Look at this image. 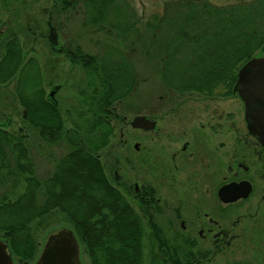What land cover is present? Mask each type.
<instances>
[{"label": "trees", "instance_id": "1", "mask_svg": "<svg viewBox=\"0 0 264 264\" xmlns=\"http://www.w3.org/2000/svg\"><path fill=\"white\" fill-rule=\"evenodd\" d=\"M58 2L60 11L81 10L84 23L110 33L111 43L102 49L98 65L79 47L70 51L71 62L85 69L92 94L91 119L70 128L59 107L47 100L34 58L25 60L16 37L4 43L0 84L15 77L23 120L46 144L64 142L68 150L55 160L51 176L41 180L29 155L28 134L0 129V185L9 187L0 194V233L10 255L30 264L39 252L37 228L60 215L71 224L90 264H143L141 218L111 183L97 153L113 130L105 108L127 96L136 82L125 50L110 44L142 43L141 51L157 63L163 83L176 91L232 95L239 69L264 48V0L226 5L164 0L162 13L144 23V32L127 0ZM151 251L156 264L159 254Z\"/></svg>", "mask_w": 264, "mask_h": 264}, {"label": "flooded vegetation", "instance_id": "2", "mask_svg": "<svg viewBox=\"0 0 264 264\" xmlns=\"http://www.w3.org/2000/svg\"><path fill=\"white\" fill-rule=\"evenodd\" d=\"M51 45L70 60V51ZM34 62L41 74L36 58ZM48 94L47 100L58 106L55 91ZM177 94L161 100L159 116L137 114L154 121L149 129L134 128L129 120L136 140L123 139L122 145L127 148L132 183L125 189L120 177H114L116 188L149 228L142 237L148 264L154 259L151 250L159 254L158 264H198L199 260L245 264L255 220L259 223L257 239L251 241L256 249L252 259L264 264V146L245 118L244 101L238 93L232 94L243 108V124L236 125L231 123L233 111L215 110L231 95ZM105 114L117 117L108 107ZM170 114L174 122H168ZM10 125L9 119H0L1 130L9 131ZM119 135L124 136L122 130ZM229 186L235 188L234 194L243 193L242 187L249 192L225 200L219 191ZM0 240L6 242L2 233Z\"/></svg>", "mask_w": 264, "mask_h": 264}, {"label": "rangeland", "instance_id": "3", "mask_svg": "<svg viewBox=\"0 0 264 264\" xmlns=\"http://www.w3.org/2000/svg\"><path fill=\"white\" fill-rule=\"evenodd\" d=\"M127 1L134 9L135 16L139 21L137 25L141 32L146 31L144 23L153 14H161L163 10L164 0ZM211 1L216 4L226 5L240 0ZM59 4L58 0H0V55L3 54V45L8 39L16 37L19 40L25 60L30 57L38 60L41 71L40 77L46 95L48 96L50 91H55L54 98L58 101V107L64 119V126L70 128L74 125H85L86 119H91L89 112L92 106L89 98L92 95L90 94L91 89L86 86L85 69L81 67V64H74L65 55L57 54V52L52 50L51 40L53 38L49 27L51 25L53 28L58 48L74 51L75 47H79L81 55L96 57V65L99 63L98 57L102 54L99 50L101 49L102 51L107 46V43H111L109 40L112 35L105 30L86 25L81 10L60 11L58 9ZM112 44L109 46L112 47ZM113 45L117 49L125 50L123 57H127L134 66L136 82L127 96L108 106L109 110L114 111L117 117L107 115L113 128L112 134L108 145L97 153L111 183L117 187L114 177L117 179L120 177L121 183L124 184L126 189L128 187L127 184L132 183V180L128 171L129 165L126 162L127 148L123 147L122 142L124 141L123 139H127L128 143L136 140L133 138L134 131L128 123L129 120L140 113L159 116L162 112L161 100L165 97L172 100L178 96L177 93L182 92L169 88L163 83V79L158 72L157 63L154 65L141 51V47L144 46L142 43L136 42L127 46L126 44L118 43ZM131 49H134V51L130 54ZM15 87V77L3 85L0 84V95L4 98V100L0 101V119H9L11 125L7 127V130L16 135L28 134L29 155L33 161L36 176L43 180L53 173L55 160L67 152L68 146L64 142L48 145L40 140L35 133L36 130H32L33 128H30L29 124L23 120V109L16 98ZM99 95L97 93L96 96ZM222 108L233 111L231 123L236 125L243 124L242 103L237 96L231 95L230 98L219 102L215 110L219 111ZM168 117V122L175 121L174 114H170ZM120 130L124 133L123 137L119 135ZM117 158L119 160H116ZM115 169L117 170L116 174H114ZM8 190V186L0 185V194ZM255 221L256 223L251 224L252 230L249 231V237L252 238L251 241L257 239L255 232L259 222ZM145 223L142 222V225L144 226ZM61 228H71L73 230L70 223L64 221L60 215L55 214L41 227L37 228L36 235L39 241V251L46 235L50 231ZM144 228L146 231L149 229L146 226ZM251 241L246 244L247 255L246 262L244 261L245 264H255L252 257L256 255L254 253L256 249ZM79 249L81 261L84 264H90L89 257L84 252L83 246L80 245ZM147 258L148 255L144 248L143 264H148ZM12 259L16 264H29V261L19 263L16 256H12ZM258 259L263 262L261 257ZM216 262L217 264H223L222 261ZM197 263L208 264V261L199 260Z\"/></svg>", "mask_w": 264, "mask_h": 264}, {"label": "water", "instance_id": "4", "mask_svg": "<svg viewBox=\"0 0 264 264\" xmlns=\"http://www.w3.org/2000/svg\"><path fill=\"white\" fill-rule=\"evenodd\" d=\"M50 25V23H49ZM52 33L51 43H56V36ZM55 38V39H54ZM233 92L238 93L245 103V118L251 123V131L264 146V49L258 56L252 57L242 65L237 74ZM154 124L144 115H136L130 125L134 128L149 129ZM243 193H235V188L229 186L220 189L219 195L225 200H234L243 194L246 196L249 188ZM238 190V189H237ZM0 264H14L8 253L7 245L0 241ZM33 264H83L79 257V244L72 229H56L47 234L44 245L37 260Z\"/></svg>", "mask_w": 264, "mask_h": 264}]
</instances>
